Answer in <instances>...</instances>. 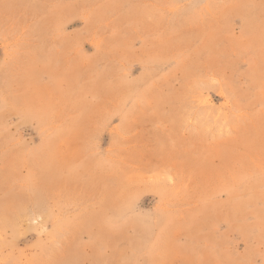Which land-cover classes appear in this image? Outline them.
I'll list each match as a JSON object with an SVG mask.
<instances>
[{
    "label": "rangeland",
    "instance_id": "374dc122",
    "mask_svg": "<svg viewBox=\"0 0 264 264\" xmlns=\"http://www.w3.org/2000/svg\"><path fill=\"white\" fill-rule=\"evenodd\" d=\"M0 264H264V0H0Z\"/></svg>",
    "mask_w": 264,
    "mask_h": 264
}]
</instances>
